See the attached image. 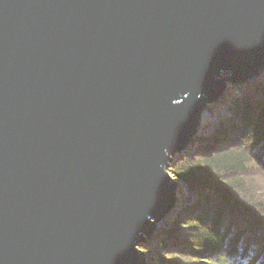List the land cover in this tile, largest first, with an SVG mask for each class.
Instances as JSON below:
<instances>
[{
	"label": "water",
	"instance_id": "water-1",
	"mask_svg": "<svg viewBox=\"0 0 264 264\" xmlns=\"http://www.w3.org/2000/svg\"><path fill=\"white\" fill-rule=\"evenodd\" d=\"M263 72L264 0H0V264H148L174 156Z\"/></svg>",
	"mask_w": 264,
	"mask_h": 264
},
{
	"label": "trees",
	"instance_id": "trees-1",
	"mask_svg": "<svg viewBox=\"0 0 264 264\" xmlns=\"http://www.w3.org/2000/svg\"><path fill=\"white\" fill-rule=\"evenodd\" d=\"M210 112L173 158L178 210L142 244L149 264H264V72Z\"/></svg>",
	"mask_w": 264,
	"mask_h": 264
},
{
	"label": "rangeland",
	"instance_id": "rangeland-1",
	"mask_svg": "<svg viewBox=\"0 0 264 264\" xmlns=\"http://www.w3.org/2000/svg\"><path fill=\"white\" fill-rule=\"evenodd\" d=\"M240 85H237V84H235V83H232V84H230L229 83V85H228V91H227V93H229V91H230V89H234V88H238ZM227 95V94H226ZM213 106V103H209V104H207V106H206V108H205V110L202 112V114H201V116H200V121L202 122H204L203 124V127H205L206 126V124H207V122L210 120L209 118L211 117V112H210V109H211V107ZM200 122V123H201ZM201 128V127H200ZM147 241V240H146ZM145 241V242H146ZM147 258V257H146ZM147 261H148V264H149V260L147 259Z\"/></svg>",
	"mask_w": 264,
	"mask_h": 264
}]
</instances>
